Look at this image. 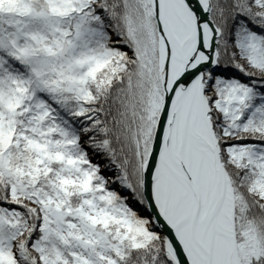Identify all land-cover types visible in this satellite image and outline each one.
I'll return each instance as SVG.
<instances>
[{"label":"snow or ice","instance_id":"6c2138e0","mask_svg":"<svg viewBox=\"0 0 264 264\" xmlns=\"http://www.w3.org/2000/svg\"><path fill=\"white\" fill-rule=\"evenodd\" d=\"M0 264H264V0H0Z\"/></svg>","mask_w":264,"mask_h":264}]
</instances>
